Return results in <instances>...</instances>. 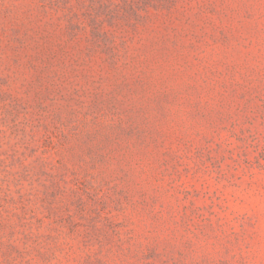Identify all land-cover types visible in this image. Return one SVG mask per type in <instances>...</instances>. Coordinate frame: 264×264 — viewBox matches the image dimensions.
Returning <instances> with one entry per match:
<instances>
[{"label":"rangeland","instance_id":"obj_1","mask_svg":"<svg viewBox=\"0 0 264 264\" xmlns=\"http://www.w3.org/2000/svg\"><path fill=\"white\" fill-rule=\"evenodd\" d=\"M0 264H264V0H0Z\"/></svg>","mask_w":264,"mask_h":264}]
</instances>
